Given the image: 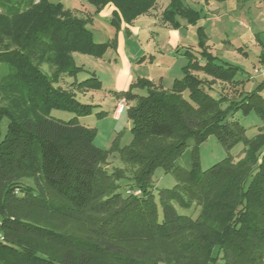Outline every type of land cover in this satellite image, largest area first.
<instances>
[{
  "label": "trees",
  "instance_id": "obj_1",
  "mask_svg": "<svg viewBox=\"0 0 264 264\" xmlns=\"http://www.w3.org/2000/svg\"><path fill=\"white\" fill-rule=\"evenodd\" d=\"M87 1L95 13L113 5L117 29L156 2ZM161 15L178 27L204 13L169 0ZM87 21L52 0H0V264H264V78L246 89L240 67L213 55L199 27L197 49L184 52L183 76L170 88L136 78L126 90H109L126 100L132 138L102 149L94 129L78 121L97 104L77 97L101 81L93 72L77 80L73 54L100 57L114 40L94 41ZM52 109L74 116L62 120ZM251 112L261 124L247 137L238 117ZM209 136L226 151L242 143V156L201 169L198 145ZM112 153L131 168L138 194L117 191L124 174L103 167ZM158 167L176 184L154 193Z\"/></svg>",
  "mask_w": 264,
  "mask_h": 264
},
{
  "label": "rangeland",
  "instance_id": "obj_2",
  "mask_svg": "<svg viewBox=\"0 0 264 264\" xmlns=\"http://www.w3.org/2000/svg\"><path fill=\"white\" fill-rule=\"evenodd\" d=\"M52 1L60 2L63 4V6L69 8L71 11L76 8L89 10L91 14H96L94 5L90 4L87 0ZM190 4L191 6L198 8L201 7L203 3H201V5L194 3ZM228 13L230 14L231 22V24L229 23V27L233 28L236 26L235 30L237 33L247 31V29H249L252 33H260L262 36H264V0H237L234 11H228ZM78 16L84 18L83 15ZM233 20L236 22L234 23ZM87 26L92 33L94 41L96 42H109L110 40H114L116 31L118 30L109 21L104 20L99 16L94 19H89L87 21ZM208 28L209 27H207L206 32L210 36V47L214 46L211 47L213 48L212 50H214L213 54L220 59L227 60L229 63L240 67L237 78H248V86L245 85L247 89H251L254 85L260 83L263 78L254 74V68L260 66L258 64L261 61L263 63L264 58L261 60L259 56L260 46L257 41L255 40L256 43L254 41L251 43L249 41L244 42L240 40L238 36L236 37L233 36L234 34L228 33V39L232 40L234 46L241 47V52L235 49L237 52L233 50L225 52L224 54L222 53L223 47L220 45V41L218 40L219 37H216L215 33L213 34L210 32ZM143 43L145 44V40ZM109 47L111 49L109 51L111 52L114 48H111V46ZM73 56L75 63L81 67V70L75 75L77 80L83 79L87 77L89 73L94 72L101 81V89L77 95L78 99L82 102L97 104L90 114L79 116L78 121L94 129V143L102 149L110 150L112 148L114 149L116 147L127 145L132 138L130 131L131 123L125 111L127 106H125V109L121 112L120 118H115L113 114L116 107V98L114 94L109 92V90H119L118 86L120 83L116 77V73L122 68L120 56L112 52L111 57L117 62L111 61V63L107 62V59L104 62H97L95 60V56L88 54L75 53ZM185 62V57L180 60L181 65H184ZM131 72L133 78L138 74H143L142 76L145 77L151 74L153 76H157L156 80H159V75L156 74V69H154L149 64L136 65V67H134ZM176 72L177 73H174V71L171 72V75L169 76L170 80H172V78H181L183 76V70L180 68V65L178 66ZM214 85L217 90L227 97H236L237 95L238 90H233V88L228 86L226 83L216 82ZM138 91L141 94H144L145 92L141 89ZM262 94L264 95V91ZM50 114L51 116L62 120H68L74 116L73 112L63 109H52ZM238 119L239 122L244 126L247 137H252L258 132V126L261 124V121L255 113L251 112L247 116L239 115ZM5 123V120L1 122L2 133H4L6 128ZM242 148L243 144L237 143L229 151H226L215 136H209L207 140L198 145L200 167L201 169H206L227 155H230L234 160H237L242 156ZM113 154L116 153H112L108 156L107 160L103 164V167L108 172L120 170L121 173L124 174L122 179L117 180V183H119V188L117 191L123 194H138V191H134L130 187V180L128 177L131 176V168L122 162L117 155ZM188 155L189 147L185 149L184 153L179 157L177 162L181 166L186 165L188 163ZM24 181L30 182L29 180ZM152 184L154 193H156L158 189L170 188L175 185L176 179L172 173H166L162 168L158 167L153 173ZM176 209L179 213L191 214L193 216H195L198 212V207H194L191 210L180 207H176Z\"/></svg>",
  "mask_w": 264,
  "mask_h": 264
},
{
  "label": "crops",
  "instance_id": "obj_3",
  "mask_svg": "<svg viewBox=\"0 0 264 264\" xmlns=\"http://www.w3.org/2000/svg\"><path fill=\"white\" fill-rule=\"evenodd\" d=\"M184 1L189 5H191L190 3L198 5L203 3L201 7L196 8L201 9L204 15L195 24H187L183 19H179L180 25L178 27H172L170 24L162 20L161 15L162 11L169 3V0H156L154 6L148 12L137 16L130 24L121 22L114 37V45L112 46L114 49L110 52L109 50L111 49L108 47L102 56L95 57L97 62H104L107 59V62L111 63V61L117 62L111 57L112 52L120 56L122 68L121 70L118 69L119 71L116 73V77L120 83L118 86L119 90L128 89L130 83L136 78H146L153 83L161 85L163 88L171 87L172 82L175 79L172 78V80H170L169 76L171 75V72L174 71V73H177L176 70L179 65L182 69L183 65L180 64V60H182V58L185 57L187 61V57L184 52L187 49H197V30L199 27H202L205 31L208 50L212 54L214 50H212L213 48L211 47L214 46L210 47V36L206 32L207 27H209L208 29L210 32L213 34L215 33L216 37H219V43L223 47L222 53L225 54V52L233 50L241 52V47L234 46L232 40L228 39V33H232L234 34L233 36H238V38L244 42L249 41L251 43L256 40L260 46L259 56L261 60H263L261 51L262 45H264V36H262V34L252 33L249 29H247V31L237 33L235 30L236 26L233 28L229 27V23L231 24L229 13L231 12L228 13V11H234L237 0ZM113 9V5L107 4L94 15L91 14L89 10L76 8H74L71 12L76 15H83L87 20L94 19L99 16L100 18L109 21ZM233 21L234 23L236 22L235 20ZM144 40L145 44L143 43ZM224 61L228 62L227 60ZM261 63L262 61L259 62L258 65H261ZM143 64H149L156 69V74L159 75L158 81L156 80L157 76H153L151 74L147 77L142 76L143 74H138L133 78L131 72L132 69L136 67V65ZM245 85L248 86L247 82ZM246 86L245 88L247 89ZM118 99L119 98L116 97V107L113 114L115 118H120L121 116V112L117 109Z\"/></svg>",
  "mask_w": 264,
  "mask_h": 264
},
{
  "label": "built area",
  "instance_id": "obj_4",
  "mask_svg": "<svg viewBox=\"0 0 264 264\" xmlns=\"http://www.w3.org/2000/svg\"><path fill=\"white\" fill-rule=\"evenodd\" d=\"M254 74L264 78V62L260 66L254 68ZM125 104H126L125 98L121 97L118 99L117 109L119 112L122 111V109L125 107Z\"/></svg>",
  "mask_w": 264,
  "mask_h": 264
}]
</instances>
